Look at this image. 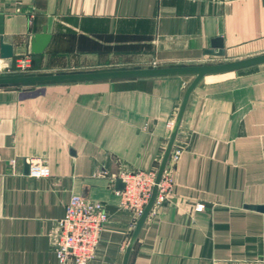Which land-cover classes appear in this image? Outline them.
<instances>
[{
    "label": "crops",
    "instance_id": "obj_1",
    "mask_svg": "<svg viewBox=\"0 0 264 264\" xmlns=\"http://www.w3.org/2000/svg\"><path fill=\"white\" fill-rule=\"evenodd\" d=\"M0 15L12 47L0 73L18 72L24 55L28 71L57 72L264 54V0H0ZM44 27L49 45L30 53ZM217 39L222 56L208 53ZM193 79L0 88V264H58L72 194L113 208L89 264H123L136 224L120 206V174L159 170ZM174 154L170 196L128 264H264V212L252 207L264 205V63L202 78ZM27 156L45 158L50 176H28Z\"/></svg>",
    "mask_w": 264,
    "mask_h": 264
},
{
    "label": "water",
    "instance_id": "obj_2",
    "mask_svg": "<svg viewBox=\"0 0 264 264\" xmlns=\"http://www.w3.org/2000/svg\"><path fill=\"white\" fill-rule=\"evenodd\" d=\"M2 15H0V57H12L11 45L4 43L2 39ZM51 34L47 32L44 27L39 33H36L30 39L29 51L33 54H41L49 45ZM216 48L218 51L216 52ZM209 54L218 56L224 55L223 45L220 39L213 42V48L208 50ZM264 63V54L251 56L238 60H230L223 62H203V63H172V64H154V65H134V66H119V67H104L96 69H83V70H65V71H28V72H14V73H0V88H26L33 86L44 85H68L86 82H99V81H114L123 79H136V78H152V77H165V76H194L187 87L179 112L174 122L170 138L168 140L164 156L162 158L156 184L153 188L152 196L143 212L138 218L134 232L127 246L123 264L129 263L131 251L137 241L139 233L145 220L147 219L151 209L154 206L157 193L159 191V183L162 179L163 173L167 166L171 152L177 138L181 122L189 101V98L202 78L209 74H219L232 71H238L248 67ZM124 183L119 180L118 188H123ZM256 210L264 212V205L252 206ZM111 212L113 208L108 206Z\"/></svg>",
    "mask_w": 264,
    "mask_h": 264
},
{
    "label": "built area",
    "instance_id": "obj_3",
    "mask_svg": "<svg viewBox=\"0 0 264 264\" xmlns=\"http://www.w3.org/2000/svg\"><path fill=\"white\" fill-rule=\"evenodd\" d=\"M18 72H27L32 68V59L28 55L15 59ZM178 155H170L167 166L159 183V191L154 203L158 205L169 198L173 176L169 170L174 166ZM27 174L30 177H48L50 168L47 160L41 156L24 158ZM158 170H137L122 172L120 179L124 187L116 191L120 206L134 214L135 224L143 214L156 184ZM197 210L205 208L204 203L197 205ZM109 219V211L100 201L72 194L65 208L64 216L59 220L56 256L58 264H89L95 257L101 235Z\"/></svg>",
    "mask_w": 264,
    "mask_h": 264
}]
</instances>
